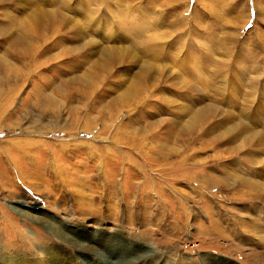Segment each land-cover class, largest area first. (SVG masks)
I'll list each match as a JSON object with an SVG mask.
<instances>
[{
  "label": "rangeland",
  "instance_id": "obj_1",
  "mask_svg": "<svg viewBox=\"0 0 264 264\" xmlns=\"http://www.w3.org/2000/svg\"><path fill=\"white\" fill-rule=\"evenodd\" d=\"M0 141V264H264V0H0Z\"/></svg>",
  "mask_w": 264,
  "mask_h": 264
},
{
  "label": "bare ground",
  "instance_id": "obj_2",
  "mask_svg": "<svg viewBox=\"0 0 264 264\" xmlns=\"http://www.w3.org/2000/svg\"><path fill=\"white\" fill-rule=\"evenodd\" d=\"M21 141H26V139H19V140H17V141H13L14 143H16V145H17V143L18 142H21ZM34 142H36V140H30L29 142H28V144H29V146H31L32 145V143H34ZM39 142H44V141H39ZM7 143H9V141H0V145H3V144H7ZM11 143V142H10ZM87 145H91V146H94L95 147V145H93V144H90V143H86ZM7 148V147H6ZM10 149H12L14 152H16L18 149H13L12 147H9V148H7V150H4L3 152H5V153H11V154H13V152H12V150H10ZM21 151V150H20ZM6 155H8V154H6ZM9 156V155H8ZM65 166V164H55L54 165V163H53V165H52V169H51V171H52V173H53V179L54 180H57L58 179V177L60 178V180H62V181H64V183H65V185H66V188L68 189V191L71 193V192H73V194H74V197H75V201H77L78 203V205H79V212L82 214V215H84L85 213H86V210L88 209V202H85L84 200H85V197L86 196H88V195H86V191H85V188H86V181H85V178L86 177H84V176H80V173L81 172H79V174L77 173V172H74V173H71L70 171H69V168L68 167H64ZM45 170V169H44ZM39 173V172H38ZM44 174H45V171H44ZM60 174V175H59ZM106 176H107V174H105ZM54 176H56V177H54ZM51 177V178H52ZM45 179V178H44ZM83 179V180H82ZM51 180V179H50ZM109 180V179H108ZM52 181V180H51ZM80 181H81V186H80ZM149 181V180H148ZM102 183H104L105 184V182H102ZM104 184H102L101 186L102 187H104V188H107V186L106 185H104ZM109 185V184H108ZM80 186V187H79ZM115 186H116V183H115ZM114 186V187H115ZM34 187V186H33ZM32 187V188H33ZM28 188H29V186H28ZM31 188V187H30ZM35 188V187H34ZM118 189V188H117ZM108 195H109V197L108 198H106L107 199V202H109V203H117L118 204V202L119 201H121V198H122V200H123V197H122V194H121V188L119 189V195L117 194V192H115V193H113V194H111L110 195V193L108 192L107 193ZM105 197H106V194H105ZM124 199H125V196H124ZM76 203V202H75ZM162 204V200H161V203H160V205L159 206H165V204H163V205H161ZM108 205V204H107ZM111 205V204H110ZM109 207V206H108ZM24 210V209H23ZM113 210H114V208H113ZM112 210V208H108V211H109V214H112V212H115V211H113ZM182 210V208H180L179 207V211H181ZM22 211V210H21ZM26 212V211H25ZM24 212V213H25ZM32 212V211H31ZM171 213V212H170ZM31 214V213H30ZM118 214V213H117ZM36 215V214H35ZM34 214H32V216H33V218H36V216H35ZM113 215L116 217L117 216V219H118V215H116V213L114 214L113 213ZM39 219V218H38ZM40 221H42V219H39ZM61 230V232H62V237H64V238H68L69 239V236L70 235H68L67 233H65V231L64 230H62V229H59V231ZM66 230V229H65ZM71 233V232H70ZM69 233V234H70ZM77 237V236H76ZM72 238V237H71ZM67 239V240H68ZM75 239V238H74ZM105 239L104 238H102V240H99V242H98V244L94 247V246H92V247H94V248H98L99 246L100 247H102V248H104L105 246H106V243H105V241H104ZM72 241H74V240H72ZM77 242H78V240H77ZM86 244V243H85ZM85 244H81V248H79L81 251H87V250H89V246L90 245H85ZM99 247V248H100ZM91 248V247H90ZM93 248V249H94ZM92 249V250H93ZM96 250V249H95ZM115 251V250H114ZM144 262V261H143Z\"/></svg>",
  "mask_w": 264,
  "mask_h": 264
}]
</instances>
